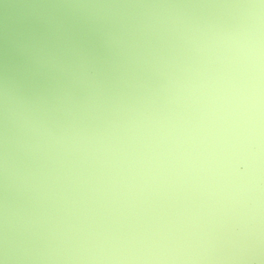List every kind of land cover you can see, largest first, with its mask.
<instances>
[{"label": "clouds", "instance_id": "1", "mask_svg": "<svg viewBox=\"0 0 264 264\" xmlns=\"http://www.w3.org/2000/svg\"><path fill=\"white\" fill-rule=\"evenodd\" d=\"M0 264H264V0H0Z\"/></svg>", "mask_w": 264, "mask_h": 264}, {"label": "rangeland", "instance_id": "2", "mask_svg": "<svg viewBox=\"0 0 264 264\" xmlns=\"http://www.w3.org/2000/svg\"><path fill=\"white\" fill-rule=\"evenodd\" d=\"M11 14V13H10Z\"/></svg>", "mask_w": 264, "mask_h": 264}]
</instances>
